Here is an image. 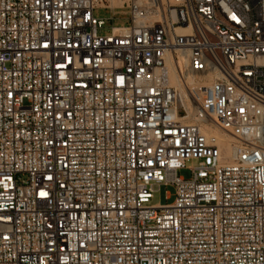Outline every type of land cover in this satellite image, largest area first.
<instances>
[{"label":"built area","instance_id":"built-area-1","mask_svg":"<svg viewBox=\"0 0 264 264\" xmlns=\"http://www.w3.org/2000/svg\"><path fill=\"white\" fill-rule=\"evenodd\" d=\"M0 264H264V0H0Z\"/></svg>","mask_w":264,"mask_h":264},{"label":"rangeland","instance_id":"rangeland-1","mask_svg":"<svg viewBox=\"0 0 264 264\" xmlns=\"http://www.w3.org/2000/svg\"><path fill=\"white\" fill-rule=\"evenodd\" d=\"M95 16L97 19L105 22V27L101 30V34L107 35L111 32L112 25L115 26H126L128 25L127 22V13L124 11H118L117 15L115 16L117 19L113 23L111 22L112 13L110 10L105 9H98L95 12ZM194 166V163H189L186 169H182L179 171V175L184 177L185 179L189 180L192 178L191 168ZM170 198L168 199V196ZM176 201V188L175 186H165L162 185L160 190L156 192L155 199L152 201V204L156 205H172Z\"/></svg>","mask_w":264,"mask_h":264},{"label":"bare ground","instance_id":"bare-ground-1","mask_svg":"<svg viewBox=\"0 0 264 264\" xmlns=\"http://www.w3.org/2000/svg\"><path fill=\"white\" fill-rule=\"evenodd\" d=\"M112 3H113L114 6H120V5H122V0H112ZM214 133L219 135L221 138H226V139L229 140V138L228 137H224L222 132L220 130H218V129L215 130ZM226 148H227V151L229 153V147L226 146Z\"/></svg>","mask_w":264,"mask_h":264}]
</instances>
